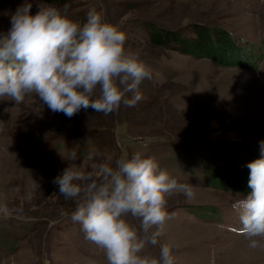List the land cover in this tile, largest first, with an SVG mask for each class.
I'll return each instance as SVG.
<instances>
[{
    "label": "rangeland",
    "instance_id": "rangeland-1",
    "mask_svg": "<svg viewBox=\"0 0 264 264\" xmlns=\"http://www.w3.org/2000/svg\"><path fill=\"white\" fill-rule=\"evenodd\" d=\"M24 2L0 7V35ZM29 2L32 14L38 3L66 4L67 15L80 22L95 7L126 33V50L139 54L151 79L139 86L143 99L134 107L122 105L107 116L89 108L68 118L53 113L35 94L19 103L0 98V264H107L104 251L70 219L74 201L61 196L53 183L68 166L71 151L85 170L124 151H139L191 188V197L180 193L168 199L171 219L160 243L171 246L175 264H264V238L249 247L231 207L251 191L247 164L261 155L264 134L248 130L246 122L264 125V59L257 69L225 66L152 43L147 28L152 23L174 29L191 28L194 22L217 24L261 44L264 0ZM31 128L42 138L9 135ZM88 128L98 134H83ZM69 133L76 141L64 139L60 147L49 138ZM83 137L87 142L79 141ZM89 153L97 155L89 159ZM129 222L138 228V221ZM158 252V246L144 249L153 257Z\"/></svg>",
    "mask_w": 264,
    "mask_h": 264
},
{
    "label": "clouds",
    "instance_id": "clouds-1",
    "mask_svg": "<svg viewBox=\"0 0 264 264\" xmlns=\"http://www.w3.org/2000/svg\"><path fill=\"white\" fill-rule=\"evenodd\" d=\"M32 7L25 0L0 35V98L19 103L35 94L53 113L68 118L89 108L116 114L122 105L134 107L143 99L139 86L151 79V70L138 53L126 50V33L118 25L95 7L83 22L67 15L66 4L38 3L35 14ZM260 150V157L247 164L251 191L231 205L237 230L251 248L258 247L256 238H264V141ZM96 155L89 153V159ZM76 160L71 151L68 166L53 183L74 201L70 219L104 251L107 264H175L171 246L160 243L171 219L168 199L180 193L191 197V188L139 151H124L87 170ZM148 245L159 247L158 256L144 254Z\"/></svg>",
    "mask_w": 264,
    "mask_h": 264
},
{
    "label": "trees",
    "instance_id": "trees-1",
    "mask_svg": "<svg viewBox=\"0 0 264 264\" xmlns=\"http://www.w3.org/2000/svg\"><path fill=\"white\" fill-rule=\"evenodd\" d=\"M11 0H0V7L4 6ZM54 4L63 2L64 0H45ZM148 37L152 43L176 49L185 54H191L195 57H208L225 66H238L248 69H257L260 67L264 59V36L261 39V44L252 40L245 39L242 36L233 34L228 28L202 22H194L191 28L174 29L163 27L155 23L148 25ZM191 30L192 33H187ZM57 127V126H54ZM248 130L264 134V125L248 121L246 122ZM59 128V127H57ZM98 134L94 128H88L84 133ZM81 134V135H83ZM10 136L17 140L25 139H40L44 135L42 132H35L31 130L18 131L14 129L10 132ZM75 134H68L66 136H50V140L55 141V145L62 146L60 141L70 139L74 143L76 141L73 137ZM77 137V136H76ZM63 138V139H61ZM87 142V138L82 140ZM63 143V142H62ZM91 150V149H90ZM89 150V151H90ZM86 151L79 156L82 157Z\"/></svg>",
    "mask_w": 264,
    "mask_h": 264
},
{
    "label": "crops",
    "instance_id": "crops-1",
    "mask_svg": "<svg viewBox=\"0 0 264 264\" xmlns=\"http://www.w3.org/2000/svg\"><path fill=\"white\" fill-rule=\"evenodd\" d=\"M12 1V0H11ZM10 2V1H9ZM6 5V4H5Z\"/></svg>",
    "mask_w": 264,
    "mask_h": 264
}]
</instances>
